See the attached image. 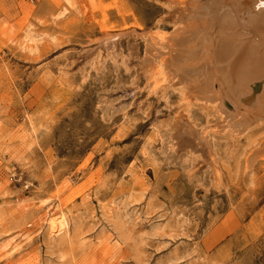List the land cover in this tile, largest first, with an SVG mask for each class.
<instances>
[{
    "label": "rangeland",
    "instance_id": "1",
    "mask_svg": "<svg viewBox=\"0 0 264 264\" xmlns=\"http://www.w3.org/2000/svg\"><path fill=\"white\" fill-rule=\"evenodd\" d=\"M175 10L0 0V264H264V125L233 137L143 74Z\"/></svg>",
    "mask_w": 264,
    "mask_h": 264
},
{
    "label": "bare ground",
    "instance_id": "2",
    "mask_svg": "<svg viewBox=\"0 0 264 264\" xmlns=\"http://www.w3.org/2000/svg\"><path fill=\"white\" fill-rule=\"evenodd\" d=\"M167 3L176 8L172 32L145 39L142 69L147 82L177 88L196 107L215 111L222 131L233 137L264 125V0ZM39 218L50 238L68 228L62 214L47 210Z\"/></svg>",
    "mask_w": 264,
    "mask_h": 264
}]
</instances>
